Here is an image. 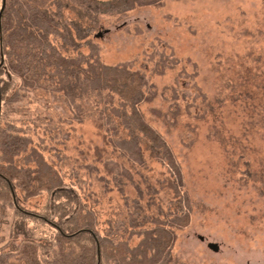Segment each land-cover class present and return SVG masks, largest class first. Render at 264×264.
Segmentation results:
<instances>
[{
	"label": "rangeland",
	"instance_id": "obj_1",
	"mask_svg": "<svg viewBox=\"0 0 264 264\" xmlns=\"http://www.w3.org/2000/svg\"><path fill=\"white\" fill-rule=\"evenodd\" d=\"M24 1L50 14L60 9L65 23L88 28L78 47L62 46L50 36L64 56L88 54L96 46L101 62L128 63L155 86L157 95L141 103L140 110L172 150L190 201L188 223L175 230L165 264H264V0H164L123 15L91 17L72 0ZM164 58L178 62L156 72ZM12 95L7 90L0 97L1 126L14 124L31 137V146L96 210L101 234L119 226L118 240H128L130 246L141 240L123 231L129 212L123 194L111 181L101 180L109 177V160L131 169L144 191L143 205L150 194L146 183L156 188L146 214L165 220L173 212L169 173L145 145L144 165L132 168L114 150L101 122L74 117L59 93L37 88L8 104ZM22 157L16 159L20 165ZM125 193L136 196L131 185ZM15 194L20 206L35 214L49 205L46 193L25 199L17 187ZM13 213L8 209L0 226V251L12 250L24 239L23 233L11 232ZM25 224L27 236L37 240L51 233L39 221ZM152 226L148 222L144 227ZM208 242L217 243L218 251L209 249Z\"/></svg>",
	"mask_w": 264,
	"mask_h": 264
},
{
	"label": "trees",
	"instance_id": "obj_2",
	"mask_svg": "<svg viewBox=\"0 0 264 264\" xmlns=\"http://www.w3.org/2000/svg\"><path fill=\"white\" fill-rule=\"evenodd\" d=\"M72 1L82 8L83 15L91 17L104 13L123 15L137 6H160L164 0ZM0 11V97L12 90L13 95L6 101L12 104L37 88L59 93L72 107L74 117L81 120L90 116L101 122L114 150L126 157L132 168L144 165L145 145L150 155L166 167L168 185L176 198L175 209L165 214V220L146 214L145 207L152 203L156 188L146 183L151 195L148 193L149 201L143 205L144 191L131 169L116 160L106 161L109 177L102 176L101 180L111 181L129 208L123 231L141 236V240L135 246H130L128 240H118L119 226L101 234L96 210L80 199L73 184L64 180L41 151L31 146V137L14 124H0V226L6 211L12 209L11 232L24 236L16 248L0 251V264H165L176 238L175 230L188 223L190 201L183 191L172 150L140 110L141 103L157 95L155 86L143 71L131 69L128 63L101 62L96 46H90L88 54L64 56L50 36L60 39L62 46L78 47L88 36V28L78 22L65 23L60 9L50 14L28 1L5 0ZM177 62L164 58L156 72L163 73L164 67ZM21 154L20 165L16 159ZM126 185L134 187L135 197L125 193ZM17 187L24 191L25 199L46 193L49 205L44 207V213L35 214L20 206L15 199ZM27 220L47 225L51 233L38 240L27 236ZM148 222L153 226L144 227Z\"/></svg>",
	"mask_w": 264,
	"mask_h": 264
},
{
	"label": "water",
	"instance_id": "obj_3",
	"mask_svg": "<svg viewBox=\"0 0 264 264\" xmlns=\"http://www.w3.org/2000/svg\"><path fill=\"white\" fill-rule=\"evenodd\" d=\"M4 2H5V0H2L1 8L4 7ZM0 12H1V11H0ZM200 238L202 239V237H200ZM207 247H208L209 249H211L212 251H214V252L218 251V249H219L218 244H217V243H214V242H208V243H207Z\"/></svg>",
	"mask_w": 264,
	"mask_h": 264
}]
</instances>
